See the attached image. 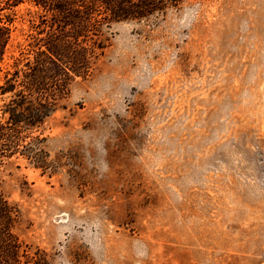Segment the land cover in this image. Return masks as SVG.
Here are the masks:
<instances>
[{
    "label": "rangeland",
    "instance_id": "374dc122",
    "mask_svg": "<svg viewBox=\"0 0 264 264\" xmlns=\"http://www.w3.org/2000/svg\"><path fill=\"white\" fill-rule=\"evenodd\" d=\"M11 17L0 83L36 9ZM100 38L31 130L49 166L0 157L19 264H264V0H181Z\"/></svg>",
    "mask_w": 264,
    "mask_h": 264
},
{
    "label": "trees",
    "instance_id": "16d2710c",
    "mask_svg": "<svg viewBox=\"0 0 264 264\" xmlns=\"http://www.w3.org/2000/svg\"><path fill=\"white\" fill-rule=\"evenodd\" d=\"M181 0H0V72L8 56L11 12L26 4L36 9L26 53L15 57L0 83L6 96L0 117V157L24 155L47 168V152L31 130L42 125L87 78L105 47L102 28L121 21L165 16ZM27 55V56H26ZM18 205L0 188V264H19L25 251L16 233Z\"/></svg>",
    "mask_w": 264,
    "mask_h": 264
}]
</instances>
